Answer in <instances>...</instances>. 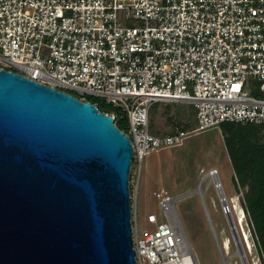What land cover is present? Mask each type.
<instances>
[{
  "label": "built area",
  "instance_id": "2783aa9c",
  "mask_svg": "<svg viewBox=\"0 0 264 264\" xmlns=\"http://www.w3.org/2000/svg\"><path fill=\"white\" fill-rule=\"evenodd\" d=\"M0 69L120 109L130 180L147 154L191 132L264 124V0H0ZM155 102L191 105L192 128L150 132ZM114 109L105 113L115 124ZM207 171L229 214L217 168ZM130 197L135 264H198L172 196L162 195L161 214H146L149 227Z\"/></svg>",
  "mask_w": 264,
  "mask_h": 264
},
{
  "label": "water",
  "instance_id": "95a60500",
  "mask_svg": "<svg viewBox=\"0 0 264 264\" xmlns=\"http://www.w3.org/2000/svg\"><path fill=\"white\" fill-rule=\"evenodd\" d=\"M132 156L113 116L0 69V264H135Z\"/></svg>",
  "mask_w": 264,
  "mask_h": 264
},
{
  "label": "rangeland",
  "instance_id": "374dc122",
  "mask_svg": "<svg viewBox=\"0 0 264 264\" xmlns=\"http://www.w3.org/2000/svg\"><path fill=\"white\" fill-rule=\"evenodd\" d=\"M90 100L96 104L104 102L98 96ZM149 114L148 129L152 133L168 131L175 124L188 125L189 121L192 124L194 119L192 106L181 102H155ZM123 116L122 112H117V125L128 130L127 119ZM256 135L261 136V133L255 132ZM228 157L220 126L191 132L181 144L161 147L147 154L141 162L137 184L135 168L129 180L130 193L136 199L138 225L150 226L145 219L148 212L162 213V194L175 196L180 193L174 201L175 208L198 264H264L242 202L246 187L235 185ZM210 168H217L222 189L234 203L229 214L220 210L218 195L209 175L205 174ZM237 205L245 213L241 224L234 209ZM244 230L248 233L251 251L242 239ZM239 247L243 254L237 253Z\"/></svg>",
  "mask_w": 264,
  "mask_h": 264
},
{
  "label": "trees",
  "instance_id": "16d2710c",
  "mask_svg": "<svg viewBox=\"0 0 264 264\" xmlns=\"http://www.w3.org/2000/svg\"><path fill=\"white\" fill-rule=\"evenodd\" d=\"M96 106L99 111L104 112L114 109L104 102L96 104ZM114 110H116V114L122 112L118 108ZM115 125L120 130L124 129L117 125V115ZM189 125L188 123L184 126L188 127ZM220 128L233 169L235 185L246 187L242 202L255 235L259 256L264 263V139L262 138L264 124L227 121L221 123ZM255 132L261 133V136H254ZM234 209L237 221L241 224L245 213L238 205L234 206ZM241 236L247 250L251 251L248 233L244 230ZM254 264L256 263L254 262Z\"/></svg>",
  "mask_w": 264,
  "mask_h": 264
},
{
  "label": "crops",
  "instance_id": "0c3cea01",
  "mask_svg": "<svg viewBox=\"0 0 264 264\" xmlns=\"http://www.w3.org/2000/svg\"><path fill=\"white\" fill-rule=\"evenodd\" d=\"M229 158V157H228ZM135 174H136V180H135V185L137 184L136 183V181H137V177H138V175H139V171L138 172H135ZM162 187L159 189L160 191H162ZM159 191V192H160ZM167 194V193H166ZM180 193H178V194H176L175 196H172L173 198H174V201L177 199V196L179 195ZM162 195H165V194H162ZM168 195V194H167ZM147 222V221H146ZM148 223V222H147ZM226 264V263H225Z\"/></svg>",
  "mask_w": 264,
  "mask_h": 264
},
{
  "label": "bare ground",
  "instance_id": "6f19581e",
  "mask_svg": "<svg viewBox=\"0 0 264 264\" xmlns=\"http://www.w3.org/2000/svg\"><path fill=\"white\" fill-rule=\"evenodd\" d=\"M205 174L209 175V171H207ZM177 220H178V219H177ZM230 223H232V222L230 221ZM234 227H235V225L233 224V228H234ZM237 253L243 254V251H242L241 247L238 248Z\"/></svg>",
  "mask_w": 264,
  "mask_h": 264
}]
</instances>
